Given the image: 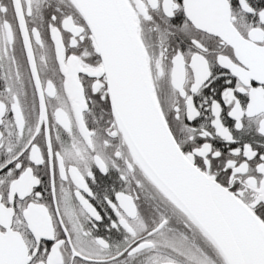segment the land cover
Instances as JSON below:
<instances>
[{
  "label": "snow or ice",
  "instance_id": "6c2138e0",
  "mask_svg": "<svg viewBox=\"0 0 264 264\" xmlns=\"http://www.w3.org/2000/svg\"><path fill=\"white\" fill-rule=\"evenodd\" d=\"M0 264H264V0H0Z\"/></svg>",
  "mask_w": 264,
  "mask_h": 264
}]
</instances>
